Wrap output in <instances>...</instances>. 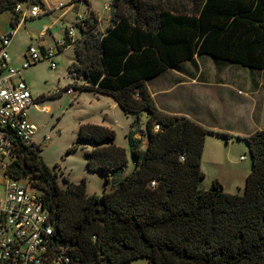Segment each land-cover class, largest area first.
Instances as JSON below:
<instances>
[{"label": "trees", "instance_id": "1", "mask_svg": "<svg viewBox=\"0 0 264 264\" xmlns=\"http://www.w3.org/2000/svg\"><path fill=\"white\" fill-rule=\"evenodd\" d=\"M18 4L43 8L42 0H0V14L9 12L13 30L20 23ZM89 14L92 23L76 24L80 37L68 70L84 76L81 89L112 96L133 116L127 138L134 170L101 194H88L84 179L65 178L61 187L40 148L12 135L14 157L5 175L27 179L42 192L54 236L69 247L74 264H130L137 258L148 264H264V129L236 137L251 158L243 193H227L217 181L203 190L205 138L229 135L160 110L146 85L202 55L264 71V0H110L102 33ZM134 129L145 138L143 148ZM114 138L108 127L81 124L67 152L90 144L87 170L110 174L127 162Z\"/></svg>", "mask_w": 264, "mask_h": 264}, {"label": "rangeland", "instance_id": "2", "mask_svg": "<svg viewBox=\"0 0 264 264\" xmlns=\"http://www.w3.org/2000/svg\"><path fill=\"white\" fill-rule=\"evenodd\" d=\"M72 2L76 3L72 5ZM42 3L43 8L39 6L40 15L24 23L21 22L11 39L8 55L13 67L17 68L21 65L24 59L23 53L29 45L37 50H40V47L56 50L55 43L63 39L68 29L74 30L72 38L76 42L80 37V31L76 26L78 14L94 13L100 19L96 26V31L100 33L105 31L109 22V12L104 10V6L110 3V0H42ZM59 3L64 7L56 8L55 5ZM9 19V12L0 14V35L13 30L9 25ZM44 27L48 29L43 38L32 37L38 36ZM73 44L72 42L61 53L56 54L55 69L50 68L48 61L41 60L22 71V78L34 101V104L27 109V115L28 120L37 127L33 140L36 144H40L39 156L51 170L57 173L58 184L65 187V178L74 183L84 179L88 194H101L113 190L121 178L130 174L135 168L127 138L131 131L133 116L124 114L112 96L99 94L90 89H81L87 84L84 76L68 70L75 59ZM185 70H209L211 74L206 81L210 83L203 84L198 90L181 88L184 105H176V107L200 108L201 105H205L215 114V117L206 120V124L216 132L229 135L228 139L213 134L206 136L200 164L204 176L200 186L209 189L210 178L216 176L223 184H221L223 191L242 194L246 176L251 171V158L245 141L236 137L250 132L251 129L244 125L243 121H247L252 106H254L255 121L264 128V72L240 64L220 62L208 55L200 56L195 62L187 61L183 66L172 69V72L179 74ZM215 70H236L240 79L246 77V89L252 88L255 92L253 100L250 101L237 92L235 96L228 88L218 87L217 79L212 74ZM164 75L171 76L167 73ZM251 75H254L259 87L252 86ZM160 79L149 80L148 85L152 91H155ZM69 88H72L71 94L66 92ZM241 91L248 92L243 87ZM85 123L102 125L114 131V144L126 151L127 162L122 170L110 174L104 171H88L85 152L92 148L88 143L67 152L77 138L79 125ZM145 123L146 116L141 114L140 128L144 129ZM132 131L136 139H141L143 148L145 138L137 129ZM44 137L48 139L44 140ZM1 174L0 171V179H2ZM20 182L26 184L25 179H21ZM130 264L148 263L145 258H137Z\"/></svg>", "mask_w": 264, "mask_h": 264}, {"label": "built area", "instance_id": "3", "mask_svg": "<svg viewBox=\"0 0 264 264\" xmlns=\"http://www.w3.org/2000/svg\"><path fill=\"white\" fill-rule=\"evenodd\" d=\"M55 7L60 9L64 6L59 3ZM105 8L109 7L105 5ZM14 11L18 13L20 23L24 18H35L41 13L39 5L18 4ZM93 21L90 14L76 16V24ZM18 26L0 35V264H74L69 247L57 242L54 236L42 192L27 179L23 184L21 179L5 175L6 166L14 157L12 135L27 147L40 146L33 140L37 127L28 120L27 109L34 101L22 78V71L41 60L48 61L50 68L55 69L54 58L66 47L65 38L55 43L56 50L42 47L37 50L29 45L23 53L21 65L13 67L8 46ZM47 29L44 27L39 37ZM73 36L74 30L68 29L67 39L73 42ZM66 92L71 94L72 88L66 89ZM155 128L158 129V126ZM47 139L44 137V140Z\"/></svg>", "mask_w": 264, "mask_h": 264}, {"label": "crops", "instance_id": "4", "mask_svg": "<svg viewBox=\"0 0 264 264\" xmlns=\"http://www.w3.org/2000/svg\"><path fill=\"white\" fill-rule=\"evenodd\" d=\"M75 3L76 2H72V5ZM105 5H106V7L108 6L109 8L107 9L104 6V10L109 12L110 3H107ZM97 19L99 22L100 19L98 17H97ZM108 20H109V17H108ZM108 24H109V22H108ZM39 36H40V34L38 36L33 35L32 37L33 38H37V37L40 38ZM198 59H199V57L194 56L192 61L195 62ZM186 62H183L179 66H183ZM262 72H264V71H262ZM164 73L171 74V76L170 75L169 76L164 75ZM209 74H211L209 70H196V71L185 70V72H180L178 74L177 72L173 73L172 69H169V70L155 76L154 78L150 79V80H154V79L157 80L158 78H161L160 81H158V83H157L155 91H152L150 89V87L148 85V83L150 82L149 80L146 81V85H147V88H148L156 106L160 110H162L166 113H169V114L185 115V116L191 118L192 120L198 122L199 124L203 125L204 127L211 129V130H214L213 128H211L210 126H208L206 124V120L211 119L212 117H215V114L210 109H207V107L205 105H201L200 108H198V107L177 108L176 107V105H179V106L184 105L183 104V94L180 93L181 88L183 89V88L187 87V89L194 88V89L198 90V88L200 86H202L203 84L206 85V84L210 83V82L206 81V79L209 78ZM212 74L217 79L216 84L218 87L228 88L229 90L233 91V94L235 96H237L235 94V92H237V94L243 95L245 98H248L250 101L253 100V95L255 92L253 91L252 88L246 89V87H245V84L247 81L246 77H242L240 79L236 73V70H234V71H229V70H227V71L217 70L216 71L215 70V72H213ZM234 78H235V80H234ZM227 79H229V80H227ZM251 81L253 83L252 86L254 85L253 87H255V86H256V88L259 87V84H257L254 75L250 76V82ZM242 87L248 92L243 93L241 91ZM177 91H179L178 94H177ZM253 108H254V106H252V108L249 111V116L247 118V121H243V124L248 126L249 129H251L248 134H251L257 130L264 129L260 126V124H257V122L255 121ZM248 134H241V135L239 134L238 136H245ZM205 140H206V138H205ZM214 181H217L220 184H222V182L216 176H213L210 178V180L208 182L209 183L208 187H210ZM200 187L203 190H206V188H204L203 186H200ZM225 191L228 193H231L227 190H225Z\"/></svg>", "mask_w": 264, "mask_h": 264}]
</instances>
